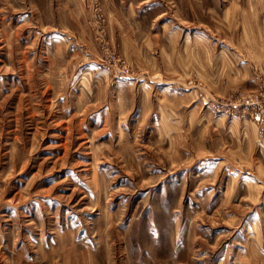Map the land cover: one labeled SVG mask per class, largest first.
<instances>
[{"label": "rangeland", "instance_id": "1", "mask_svg": "<svg viewBox=\"0 0 264 264\" xmlns=\"http://www.w3.org/2000/svg\"><path fill=\"white\" fill-rule=\"evenodd\" d=\"M0 264H264V0H0Z\"/></svg>", "mask_w": 264, "mask_h": 264}]
</instances>
